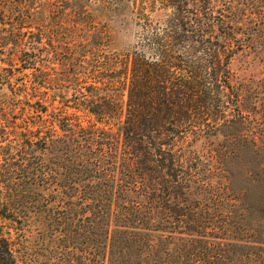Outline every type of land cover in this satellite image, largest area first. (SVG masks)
Here are the masks:
<instances>
[{
	"label": "trees",
	"instance_id": "trees-1",
	"mask_svg": "<svg viewBox=\"0 0 264 264\" xmlns=\"http://www.w3.org/2000/svg\"><path fill=\"white\" fill-rule=\"evenodd\" d=\"M92 1L110 20L157 2L62 0L0 30V264H25V228L43 214L62 264H264V194L247 206L233 152L176 151L187 134L229 141L250 127L243 175L264 187V112L246 108L249 121L229 68L264 39V0H159L139 49L124 43L129 25H93ZM105 91L124 104L96 100ZM78 184L87 196L73 201Z\"/></svg>",
	"mask_w": 264,
	"mask_h": 264
},
{
	"label": "rangeland",
	"instance_id": "rangeland-1",
	"mask_svg": "<svg viewBox=\"0 0 264 264\" xmlns=\"http://www.w3.org/2000/svg\"><path fill=\"white\" fill-rule=\"evenodd\" d=\"M119 1L120 0H113L115 4H120ZM61 4L62 0H0V30H2L4 26H14V22H17L16 19L19 18V15L21 14L22 19H24L26 18L25 14L30 11L35 10L39 12L56 10L61 6ZM90 4H92L94 10H98V12L93 10L88 11L93 15L89 14L92 16L94 26L106 27V25L116 21L123 27V29H125L128 25L132 27L130 34H124L123 38L124 43H128L130 47L135 49H139L141 47L148 33L154 32L160 27L158 14L163 8V5L159 0H157L155 4H145V8L142 5V1L141 4L138 5L132 3L129 7H125L123 5V9H120V16L112 18L111 20L110 18H107L105 12L103 11L105 6L95 3V1H92V3L90 2ZM92 22L90 21L91 24ZM24 24H26L25 19ZM1 36L3 35L0 33V37ZM41 48L42 55H40V60L43 62L40 61V63L41 65L45 64V66H47V64L50 63L49 61L51 58L47 56L48 54H45L47 53L46 49L43 47ZM7 54L8 52L6 55ZM49 66L52 67L51 63ZM229 68L231 76H233L234 84L239 87L238 91L241 94L242 102L241 110L245 115L248 117L250 116L249 121H251V118H258L259 116L254 112L250 111L249 113H246V108H249V110L254 108L257 112H264V39L261 40L258 38L256 39V37H252L249 48H244L240 52L233 55ZM64 93L70 98L73 96L71 91L69 93L64 91ZM94 94L96 96V100H99L102 97L108 98L112 106L122 105L125 102V96L120 94L112 96L111 99V96H109L106 91L100 94ZM246 129L248 132L243 133L249 134L251 128L246 127ZM243 133H240L237 138H230L229 141L223 136L206 138L201 135L202 133H197L194 136L187 134L186 146L179 144L176 151L179 153V156L184 158L185 154L188 156L194 153L198 156L200 155L203 160H207L209 158L208 156L215 154V151H217V153H225L230 149L231 153L233 152L232 156L234 159L230 160L228 167L237 173L236 186L242 189L244 188L245 192L248 194L247 206L249 204H255V207L258 208V203L264 194V187H258L255 183L249 182L247 179L249 178L248 171L243 175L245 170L252 168V165L249 164L250 158L248 155L250 147H248L247 142L242 144L240 142V144H238L239 140L243 139ZM108 140L109 139L107 138H102L99 142L108 144ZM111 140L110 142H112ZM2 141L4 143L7 142L5 140ZM115 142L116 141L114 140V146ZM98 150L99 149L97 148H92L90 149V152L95 155ZM105 151L108 150L105 149ZM108 152L110 154H114V151ZM225 155H230V152ZM238 173H242V175ZM76 188L77 190L75 193L74 191L71 192L72 194L74 193L71 200H83L87 196L84 195L83 188L80 184L76 185ZM56 197L57 195L52 189H49L45 195V198L48 200H55ZM46 216V214H43L40 219H35L37 216H31L29 226L25 228V235L27 238V249L25 250L24 248V256L26 259L25 264H62L60 253L65 250L61 249L59 241L54 242L51 237L48 236L49 222L47 223L45 221L44 217H48ZM76 253H78V251Z\"/></svg>",
	"mask_w": 264,
	"mask_h": 264
}]
</instances>
